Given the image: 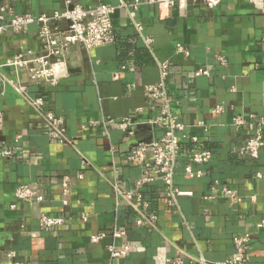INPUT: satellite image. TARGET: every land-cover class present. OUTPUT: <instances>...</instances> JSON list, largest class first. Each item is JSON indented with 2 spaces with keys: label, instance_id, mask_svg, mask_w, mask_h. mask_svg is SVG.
Returning <instances> with one entry per match:
<instances>
[{
  "label": "crops",
  "instance_id": "crops-1",
  "mask_svg": "<svg viewBox=\"0 0 264 264\" xmlns=\"http://www.w3.org/2000/svg\"><path fill=\"white\" fill-rule=\"evenodd\" d=\"M65 1L0 0V26L12 18L9 9L14 15H50L63 10ZM69 1L82 7L112 6L114 42L89 51L72 48L69 75L54 86L37 85L24 71L7 65L15 55L41 53L36 24L22 34H0V149L15 152L11 160L0 159V264H12L8 252L25 264H106L109 245L129 248L113 264L220 263L236 257L233 239L244 235L249 241L240 264H264V229L256 227L264 220V128L258 157L239 154L264 122V13L246 0H223L213 10L188 5L184 13L155 0H137L130 18L122 5L135 0ZM178 46L186 54L178 53ZM162 63L167 64L164 77ZM198 69L208 75L195 76ZM158 83L184 126L173 185L191 195L177 198L169 208L162 182L146 184L137 193L156 221L154 226L137 225L138 214L116 202L111 186L134 191L140 171L123 154L163 136L162 127L148 124L158 116L159 105L144 93L146 86ZM16 86L25 87L24 95ZM37 97L43 100L42 111L62 118L65 144L51 139L40 112L28 105L27 99ZM218 106L222 112L215 114ZM235 116L254 129L235 130ZM124 119L133 123L131 135ZM191 151H208L212 159L191 164L186 157ZM189 164L201 172L199 178L185 176ZM63 177L71 180L66 195ZM21 184L40 200H17L14 192ZM223 188L234 191L241 202L223 198ZM43 215L62 218L64 224L43 229ZM117 231L123 236L114 238ZM98 234L104 238L91 243L90 237Z\"/></svg>",
  "mask_w": 264,
  "mask_h": 264
},
{
  "label": "built area",
  "instance_id": "built-area-1",
  "mask_svg": "<svg viewBox=\"0 0 264 264\" xmlns=\"http://www.w3.org/2000/svg\"><path fill=\"white\" fill-rule=\"evenodd\" d=\"M16 2L19 0H11ZM223 0H155L158 5H168L175 7L180 13H184L188 5H199L205 9L213 10L217 8ZM255 10L264 13V0H246ZM139 2L135 0L128 5L123 4L122 7L128 8L130 18H133L139 6ZM114 8L105 4H97L89 7H82L74 4L71 1H65V7L61 11H55L50 15L31 14L14 15L9 9L10 15H13L10 21L0 26V34L6 30H10L15 34H22L27 31L29 25L36 24L38 26L37 39L41 47L39 55L30 57V53L18 54L7 61V65L15 69L22 70L26 73L29 80L35 84L46 83L56 85L61 79L68 77L67 55L74 47H80L86 51L98 48L105 45H110L114 42V33L112 28L111 16ZM1 12L4 9L1 8ZM2 19V16L0 17ZM137 30H140V25L135 24ZM146 40V43H150ZM260 47L264 51V37L261 39ZM178 53L186 52L182 47H177ZM217 61L221 64L224 60L219 57ZM161 76L166 74L167 64L159 65ZM208 72L203 69H198L195 76H207ZM15 90L20 95H24L25 87L16 86ZM146 99L152 104L159 105V113L156 119L149 121L148 124L160 126L163 128V136L156 140L147 142H139L131 146L123 154L124 160L130 165H134L140 171V177L135 183L134 191H124L117 184H112L111 188L116 202H123L131 207L137 214V225L149 224L154 226L156 217L146 214L148 204L142 200L138 189L146 184L152 183L159 179L164 186V197L166 205L169 208L176 206V200L179 197L190 196V192L180 191L173 185L174 163L176 157L181 152V139L184 136H179V133L184 132V126L178 121L171 109V100L168 97L163 84L149 85L144 88ZM29 106L40 112L42 125L49 133L51 139L57 143L65 144V128L62 118L57 117L50 111H42L43 100L37 97L32 100L27 99ZM139 111V109L137 110ZM215 114L222 112V107L218 106L213 111ZM111 123V121H109ZM122 124L127 127L129 135L132 134L130 127L133 123L130 119H124ZM232 127L235 130L243 126H247L253 130V125L246 121L242 116H235L232 119ZM261 128H264V122L259 124L255 134L246 144L239 149L241 156H246L256 159L262 145L263 137ZM195 143L196 140L192 139ZM15 157L14 150L2 147L0 149V159L11 160ZM187 159L191 164H203L212 159V154L208 151H191L186 154ZM83 165H88L85 159H82ZM185 176L189 178H199L201 172L192 169L191 165H187L184 169ZM258 178L261 176L258 174ZM81 179V175L77 176ZM71 180L68 177H63L61 180V188L63 194L69 193ZM221 196L227 200L241 202V198L236 193L229 189H221ZM14 197L19 200H30L35 198L39 201V197H35V192L26 184L18 185L14 192ZM205 200H212V197H204ZM253 199V198H252ZM65 203V202H64ZM64 224V219L58 217L41 216L39 225L43 229L59 227ZM256 227L264 229V220L260 221ZM122 231L113 233L114 238L123 236ZM104 238L103 234H98L90 237L91 243H98ZM249 241L248 235L235 237L233 246L236 251V257L231 261L220 263H208L202 259L197 261V264H240L244 258L246 244ZM108 259L106 264H113L114 261L122 259L129 253V248L126 245L115 247L109 245L106 247ZM6 256L11 259L12 264H25L16 260L14 252H8ZM166 261H163V263Z\"/></svg>",
  "mask_w": 264,
  "mask_h": 264
}]
</instances>
